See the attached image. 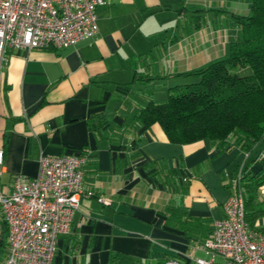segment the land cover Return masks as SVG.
<instances>
[{"label": "crops", "instance_id": "crops-1", "mask_svg": "<svg viewBox=\"0 0 264 264\" xmlns=\"http://www.w3.org/2000/svg\"><path fill=\"white\" fill-rule=\"evenodd\" d=\"M211 4L113 0L97 8L93 37L62 48L7 49L0 65L2 189L11 192L18 175L36 178L42 154L85 157V192L53 264H162L169 257L192 264L205 256L202 244L224 215L231 174L264 173V141L250 150L210 140L172 143L159 123L147 128L137 118L175 92L174 82L213 62L218 47L228 53L231 34L203 19L231 11ZM152 84L159 96L146 88ZM253 204L264 211V184ZM255 228L264 232V213ZM7 237L0 208V264Z\"/></svg>", "mask_w": 264, "mask_h": 264}, {"label": "built area", "instance_id": "built-area-1", "mask_svg": "<svg viewBox=\"0 0 264 264\" xmlns=\"http://www.w3.org/2000/svg\"><path fill=\"white\" fill-rule=\"evenodd\" d=\"M113 0H0V65L12 49L62 48L99 31L97 8ZM4 151L0 149V165ZM36 178L18 175L2 189L0 208L8 226L5 264H53L58 240L71 232L84 195V156L42 154ZM242 170L231 180L224 215L215 222L192 264H264V232L246 220ZM88 194H92L88 192ZM162 264H188L169 257Z\"/></svg>", "mask_w": 264, "mask_h": 264}, {"label": "trees", "instance_id": "trees-1", "mask_svg": "<svg viewBox=\"0 0 264 264\" xmlns=\"http://www.w3.org/2000/svg\"><path fill=\"white\" fill-rule=\"evenodd\" d=\"M237 22L242 37L230 42L227 57L187 73L199 81L180 85V93H170L161 103L151 101L140 111L137 118L147 128L159 123L168 140L178 144L210 140L219 147L250 150L264 141V0H252L249 13ZM263 184L264 173L242 171L251 229L264 213L253 206L255 190Z\"/></svg>", "mask_w": 264, "mask_h": 264}, {"label": "rangeland", "instance_id": "rangeland-1", "mask_svg": "<svg viewBox=\"0 0 264 264\" xmlns=\"http://www.w3.org/2000/svg\"><path fill=\"white\" fill-rule=\"evenodd\" d=\"M211 7H217L220 9H227L230 10L231 12H228L226 10L222 11L220 13H215V11L211 12L210 14V18L209 17H205V19H203V23L205 24V26H210V29L213 28H217L220 30H224L227 33L231 34V40H236V39H240L242 37V33H243V26L241 23L237 22V18L239 15H245L248 14V10L244 8L248 5L251 4V0H211ZM188 5H190V7H194L192 2H190ZM196 7H198L196 5ZM248 12V13H247ZM197 21V20H195ZM228 53L227 51L222 52V49L220 47H218V54H215L216 57L212 58V61L218 60L219 58H225L227 57ZM212 57V56H211ZM208 63V61H207ZM199 81V77L197 76H192V77H186L185 79H180L179 82H174L175 83H179V85H186V84H190V83H195ZM140 86H142L143 88L145 87V84H141ZM137 87L138 86H133V90L137 91ZM155 90V93L157 96H159L160 94V90L158 86H154L152 84L148 85V87L146 88H150ZM155 87V88H154ZM158 88V89H157ZM182 90L181 89H177L175 90L176 93H180ZM137 96V95H136ZM134 95V92H132L131 97H136ZM136 100V98H134ZM138 100V99H137ZM143 100V99H142ZM161 102L166 101V98H164L163 100H160ZM160 102V103H161Z\"/></svg>", "mask_w": 264, "mask_h": 264}]
</instances>
